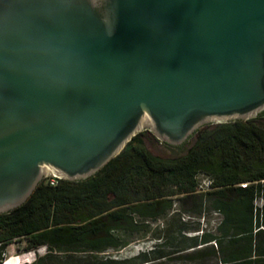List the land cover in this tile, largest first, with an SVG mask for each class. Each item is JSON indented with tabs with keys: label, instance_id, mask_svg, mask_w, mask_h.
<instances>
[{
	"label": "water",
	"instance_id": "95a60500",
	"mask_svg": "<svg viewBox=\"0 0 264 264\" xmlns=\"http://www.w3.org/2000/svg\"><path fill=\"white\" fill-rule=\"evenodd\" d=\"M264 112V0H0V214L136 134Z\"/></svg>",
	"mask_w": 264,
	"mask_h": 264
},
{
	"label": "trees",
	"instance_id": "16d2710c",
	"mask_svg": "<svg viewBox=\"0 0 264 264\" xmlns=\"http://www.w3.org/2000/svg\"><path fill=\"white\" fill-rule=\"evenodd\" d=\"M258 119H264V112L211 130L199 128L185 142L195 138L187 152L172 160L152 156L138 133L85 180L56 179L50 185L42 179L22 205L0 214V264L6 246L17 240L25 243V251L44 247L45 257L78 247L95 254L117 252L136 235H147L148 220L173 215L174 202L187 199L197 201L200 215L207 202L219 216L214 232H202L199 244L213 242L217 250L212 253L220 255L222 264H247L255 240L264 234L254 231L252 211L255 195L262 191L264 198V127ZM198 173L211 177L213 190L197 194ZM241 182L257 183L236 186ZM15 263L20 264L19 258L6 262Z\"/></svg>",
	"mask_w": 264,
	"mask_h": 264
},
{
	"label": "rangeland",
	"instance_id": "374dc122",
	"mask_svg": "<svg viewBox=\"0 0 264 264\" xmlns=\"http://www.w3.org/2000/svg\"><path fill=\"white\" fill-rule=\"evenodd\" d=\"M256 123L264 127V119H258ZM218 125L220 124H207L201 129L211 130ZM140 133H142L143 147L152 156L161 160H172L183 156L195 140L192 138L179 146H170L156 139L148 131ZM197 194L203 193L197 192ZM176 197L179 195L173 198ZM195 202L197 201L190 199L183 202L175 201L172 207L175 212L173 215L170 213L164 219L148 220L150 230L147 235L144 238L136 235L133 237L135 240L132 239L128 246L117 252L108 250L95 254L78 247L51 252L50 257H45L47 250L44 247L25 251V243L17 240L6 246L1 255V264L18 258L20 264H31L39 257L43 258L40 264H222L220 255L212 253V250H217L213 242L207 245H200L198 242L202 232H214L219 216L212 212L207 202H204L205 207L200 215ZM261 240L259 247L258 238L255 240L256 247L247 264H264L262 256L264 242L263 239ZM224 242L226 244V241ZM143 254L146 258L141 259L140 256Z\"/></svg>",
	"mask_w": 264,
	"mask_h": 264
},
{
	"label": "built area",
	"instance_id": "2783aa9c",
	"mask_svg": "<svg viewBox=\"0 0 264 264\" xmlns=\"http://www.w3.org/2000/svg\"><path fill=\"white\" fill-rule=\"evenodd\" d=\"M55 177H48L47 182L50 185H54L56 182ZM197 187H196V192L199 193H205L213 190L212 188V179L211 177L203 174V173H198L195 177ZM262 180L261 182H263ZM251 183H257V182H241L237 184L236 186H239L241 188H245L247 185H250ZM253 215H254V220L256 221L257 219V224L254 226V231L262 230L264 231V222L262 221V209L264 205V198L262 195V191L257 193L253 199Z\"/></svg>",
	"mask_w": 264,
	"mask_h": 264
},
{
	"label": "crops",
	"instance_id": "0c3cea01",
	"mask_svg": "<svg viewBox=\"0 0 264 264\" xmlns=\"http://www.w3.org/2000/svg\"><path fill=\"white\" fill-rule=\"evenodd\" d=\"M260 238L263 239V242H264V234H261L260 237H258V247H259V245H261L260 242L262 241ZM263 247H264V246H263ZM262 256L264 257V253H263ZM249 258H250V256L248 257V259H249Z\"/></svg>",
	"mask_w": 264,
	"mask_h": 264
},
{
	"label": "bare ground",
	"instance_id": "6f19581e",
	"mask_svg": "<svg viewBox=\"0 0 264 264\" xmlns=\"http://www.w3.org/2000/svg\"><path fill=\"white\" fill-rule=\"evenodd\" d=\"M8 262V261H7Z\"/></svg>",
	"mask_w": 264,
	"mask_h": 264
}]
</instances>
